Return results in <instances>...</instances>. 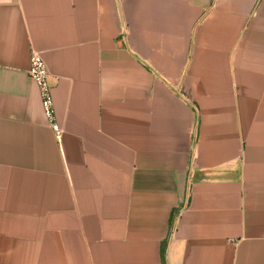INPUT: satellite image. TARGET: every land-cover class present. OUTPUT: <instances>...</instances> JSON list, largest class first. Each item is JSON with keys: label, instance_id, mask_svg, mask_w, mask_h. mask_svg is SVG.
<instances>
[{"label": "crops", "instance_id": "crops-1", "mask_svg": "<svg viewBox=\"0 0 264 264\" xmlns=\"http://www.w3.org/2000/svg\"><path fill=\"white\" fill-rule=\"evenodd\" d=\"M0 264H264V0H0Z\"/></svg>", "mask_w": 264, "mask_h": 264}, {"label": "built area", "instance_id": "built-area-1", "mask_svg": "<svg viewBox=\"0 0 264 264\" xmlns=\"http://www.w3.org/2000/svg\"><path fill=\"white\" fill-rule=\"evenodd\" d=\"M28 74L31 80L37 85L43 112L50 122L55 138L60 141L62 130L55 120L53 96L49 82L47 65L39 51L32 50L29 57Z\"/></svg>", "mask_w": 264, "mask_h": 264}]
</instances>
